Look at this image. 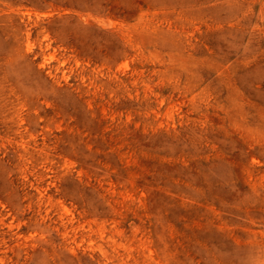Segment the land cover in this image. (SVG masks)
<instances>
[{"label": "rangeland", "instance_id": "1", "mask_svg": "<svg viewBox=\"0 0 264 264\" xmlns=\"http://www.w3.org/2000/svg\"><path fill=\"white\" fill-rule=\"evenodd\" d=\"M0 264H264V0H0Z\"/></svg>", "mask_w": 264, "mask_h": 264}]
</instances>
